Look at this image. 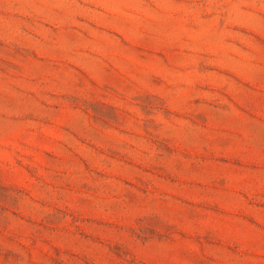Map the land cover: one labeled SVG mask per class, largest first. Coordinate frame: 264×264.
I'll list each match as a JSON object with an SVG mask.
<instances>
[{"label": "rangeland", "instance_id": "rangeland-1", "mask_svg": "<svg viewBox=\"0 0 264 264\" xmlns=\"http://www.w3.org/2000/svg\"><path fill=\"white\" fill-rule=\"evenodd\" d=\"M262 172L264 0H0V264H264Z\"/></svg>", "mask_w": 264, "mask_h": 264}, {"label": "crops", "instance_id": "crops-1", "mask_svg": "<svg viewBox=\"0 0 264 264\" xmlns=\"http://www.w3.org/2000/svg\"><path fill=\"white\" fill-rule=\"evenodd\" d=\"M259 177L263 178L264 177V172L257 173L256 177H255V175L253 176V179H252L253 184H255L256 180H257V185H259L260 183L263 182L262 179H260ZM255 178H256V180H255ZM258 202H260V199L259 198H254V203H252L251 205H254V204L255 205H260V206H262L264 208V199L261 201V203H258ZM261 222L264 223V221H261ZM256 232H255V236H256Z\"/></svg>", "mask_w": 264, "mask_h": 264}]
</instances>
